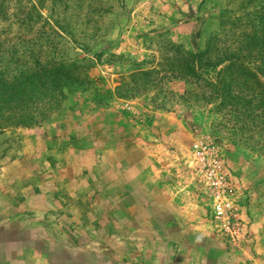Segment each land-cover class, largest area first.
<instances>
[{
	"label": "rangeland",
	"instance_id": "374dc122",
	"mask_svg": "<svg viewBox=\"0 0 264 264\" xmlns=\"http://www.w3.org/2000/svg\"><path fill=\"white\" fill-rule=\"evenodd\" d=\"M259 15L264 0H0L13 71L63 62L85 81L38 126L0 133V264H264V139L171 74ZM198 139L239 190L237 237L194 175Z\"/></svg>",
	"mask_w": 264,
	"mask_h": 264
},
{
	"label": "trees",
	"instance_id": "16d2710c",
	"mask_svg": "<svg viewBox=\"0 0 264 264\" xmlns=\"http://www.w3.org/2000/svg\"><path fill=\"white\" fill-rule=\"evenodd\" d=\"M247 24L250 30L233 40L234 48L211 38L204 50L186 51L173 62L171 74L208 87L210 102L217 98L219 107H234L242 128L264 139V16ZM17 48L0 45V133L38 126L66 98L65 91L85 82L76 64L63 62L43 65L33 59L28 68L13 71Z\"/></svg>",
	"mask_w": 264,
	"mask_h": 264
},
{
	"label": "built area",
	"instance_id": "2783aa9c",
	"mask_svg": "<svg viewBox=\"0 0 264 264\" xmlns=\"http://www.w3.org/2000/svg\"><path fill=\"white\" fill-rule=\"evenodd\" d=\"M189 149L193 172L209 202L212 220L226 236L237 237L243 224L239 190L217 145L198 139Z\"/></svg>",
	"mask_w": 264,
	"mask_h": 264
}]
</instances>
